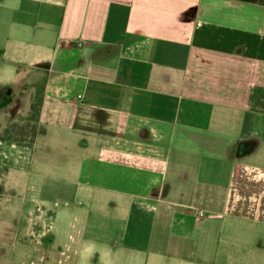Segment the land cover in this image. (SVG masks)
<instances>
[{
	"label": "crops",
	"instance_id": "1",
	"mask_svg": "<svg viewBox=\"0 0 264 264\" xmlns=\"http://www.w3.org/2000/svg\"><path fill=\"white\" fill-rule=\"evenodd\" d=\"M7 85L78 264H264V0H0Z\"/></svg>",
	"mask_w": 264,
	"mask_h": 264
},
{
	"label": "rangeland",
	"instance_id": "2",
	"mask_svg": "<svg viewBox=\"0 0 264 264\" xmlns=\"http://www.w3.org/2000/svg\"><path fill=\"white\" fill-rule=\"evenodd\" d=\"M11 92L12 85L0 86V102ZM23 120L0 133V264H78L79 247L69 238L78 230L75 199L66 203L58 192L32 193L27 176L16 182L11 174L20 167L27 172L33 124L29 114ZM40 144L54 148L46 140Z\"/></svg>",
	"mask_w": 264,
	"mask_h": 264
},
{
	"label": "trees",
	"instance_id": "3",
	"mask_svg": "<svg viewBox=\"0 0 264 264\" xmlns=\"http://www.w3.org/2000/svg\"><path fill=\"white\" fill-rule=\"evenodd\" d=\"M42 99L40 96L35 98V100L31 104L30 114H29V121L33 124L32 125V134L35 135L36 132V123L38 121L39 113H40V107H41ZM7 103H3L2 105H6Z\"/></svg>",
	"mask_w": 264,
	"mask_h": 264
},
{
	"label": "built area",
	"instance_id": "4",
	"mask_svg": "<svg viewBox=\"0 0 264 264\" xmlns=\"http://www.w3.org/2000/svg\"><path fill=\"white\" fill-rule=\"evenodd\" d=\"M198 216H199L200 218H203V217H204V214H203L202 212H199V213H198Z\"/></svg>",
	"mask_w": 264,
	"mask_h": 264
}]
</instances>
